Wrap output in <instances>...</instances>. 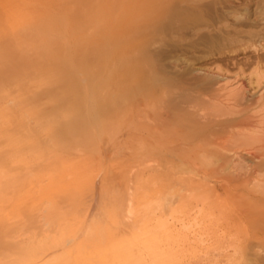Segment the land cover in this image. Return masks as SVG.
Listing matches in <instances>:
<instances>
[{
	"label": "bare ground",
	"instance_id": "1",
	"mask_svg": "<svg viewBox=\"0 0 264 264\" xmlns=\"http://www.w3.org/2000/svg\"><path fill=\"white\" fill-rule=\"evenodd\" d=\"M206 30L264 87V0H0V264L264 262L259 93L155 61Z\"/></svg>",
	"mask_w": 264,
	"mask_h": 264
},
{
	"label": "rangeland",
	"instance_id": "2",
	"mask_svg": "<svg viewBox=\"0 0 264 264\" xmlns=\"http://www.w3.org/2000/svg\"><path fill=\"white\" fill-rule=\"evenodd\" d=\"M209 1L210 0H204L206 3ZM203 33L201 35L202 37L198 38L186 37L182 40L165 39L162 42L163 45L158 46L155 61H162L163 65L168 68L171 67V71L184 74L192 69H212L214 72L216 71L215 73L218 74V76L220 75V78L226 79L225 83L229 91L243 88L244 91L247 90L246 92L249 90L248 95L258 92V100L254 104H250L251 107H249V105L248 107L243 106L244 115L237 121L240 123L242 122L245 125H250L253 121L259 119H262L264 122V87L258 86V83L254 78L253 67L250 65L249 62L251 61L248 59V57L251 56V51L246 50L245 52H242V48H240L237 43L234 41L231 42V39L220 40L217 36H213L214 32L212 31L211 33V30H206ZM233 50L237 51L230 52ZM262 75L264 77V71L262 72ZM230 98L229 95H221L219 98H216V101H213V105H229ZM228 118L229 117L220 119L223 122V125L226 124L224 119L226 120ZM255 156L256 158L248 164V168L251 169V171H249L246 177H240L241 179L239 178L238 180L242 182H250L251 179L258 178L257 182H259V180L260 182L257 184L263 185L264 151L260 152L259 155L255 154ZM250 175L252 177L254 175L255 178H251ZM254 186L255 185H251L249 187L250 193H247L246 198L253 211V220L256 222L254 234L257 236V239H260H258L260 242L264 243V191L260 189L257 191L254 189ZM262 264H264V262Z\"/></svg>",
	"mask_w": 264,
	"mask_h": 264
}]
</instances>
